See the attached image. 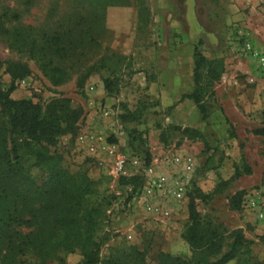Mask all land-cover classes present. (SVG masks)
I'll use <instances>...</instances> for the list:
<instances>
[{
  "label": "rangeland",
  "instance_id": "1",
  "mask_svg": "<svg viewBox=\"0 0 264 264\" xmlns=\"http://www.w3.org/2000/svg\"><path fill=\"white\" fill-rule=\"evenodd\" d=\"M90 20L95 21L94 40L79 48L77 56L61 59L30 53L31 42L42 45L45 33L68 31L76 25L87 32ZM0 21L12 32L0 35L3 88L8 90L13 81L9 64L30 69L26 78L16 80L11 98L33 100L44 110L55 99H69L71 108L80 113L76 133L59 137L47 150L49 156L61 157L62 169L92 182L85 206H101L99 232L108 236L99 264H158L160 252L191 256L182 238L189 197L165 219L147 214L139 203L148 169L171 178L178 167L168 161L176 153L196 160L187 196L200 191L198 210L225 231L224 251L233 242V232L241 231L250 243L244 258L264 264V136L254 134L264 128V70L241 54L236 36L237 30L244 29L253 45L264 50V0H0ZM196 47L208 60L224 63L221 79L204 94L206 121L194 101L183 98L195 88ZM50 60L67 73L58 86L47 72L45 64ZM92 66L98 69L79 88ZM108 78L116 83L113 96L105 89ZM124 114L136 120L123 121ZM134 130L143 132L152 154L146 169L131 145ZM23 141L0 114V163L43 188L50 179V163L36 166V154L24 147L14 151V145ZM39 150L34 144V153ZM119 157L125 161L121 171L116 169ZM237 171L240 177L235 178ZM140 174L143 186L129 200L132 187L122 179ZM3 186L10 191L8 206L19 202L15 193L32 187L10 182ZM17 229L21 234L29 232L26 227ZM82 260L79 249L57 250L45 264ZM17 261L37 260L27 253ZM0 264H4L1 257Z\"/></svg>",
  "mask_w": 264,
  "mask_h": 264
},
{
  "label": "trees",
  "instance_id": "2",
  "mask_svg": "<svg viewBox=\"0 0 264 264\" xmlns=\"http://www.w3.org/2000/svg\"><path fill=\"white\" fill-rule=\"evenodd\" d=\"M14 16V19H17ZM101 21V20H100ZM95 21H88L87 32L79 29L76 25L68 31H56L45 33L42 36V45L37 41L29 45L30 53L44 57H75L77 50L94 40L91 31ZM12 34L0 21V35ZM88 40V43H87ZM43 60V59H42ZM50 75L51 82L58 86L65 82L66 70L61 65L48 61L45 64ZM194 83L195 88L191 94L183 98L194 101L202 119H208V109L203 101L206 91L219 81L224 73V63L220 60H208L198 47L195 49L194 62ZM2 62L0 61V70ZM92 66L88 73L78 83L83 88L85 81L92 72L96 71ZM7 72L12 77V84L8 90L2 86L0 77V114L8 120L10 130L16 133L24 141L16 143L13 150L18 152L24 147L27 152L36 154V166L50 163L48 173L49 181L43 188L37 187L30 182L28 176L14 169L5 170L4 162L0 163V257L4 264H19L18 256L30 253L36 257V262L30 264H45L49 254L62 250L75 252L79 249L83 260L80 264H99L101 262V250L108 240L106 234H100L103 209L100 205L86 207L85 200L92 194V182L85 178L69 173L59 166L60 156H49L47 146H54L59 137L73 133L77 128L76 121L80 113L71 108L69 99L58 98L44 108L39 103L30 99L15 100L11 94L16 90L15 82L24 79L30 74V69L16 63L8 66ZM105 89L110 96H113L116 83L113 79H105ZM123 121H134L136 117L132 114L120 116ZM185 132H194L192 129H185ZM254 134L264 136V128L254 131ZM143 132L134 130L133 141L131 142L134 152L142 160L141 167L146 169L152 162V154L147 147ZM34 144H38L40 150L34 153ZM9 154L5 152L4 159ZM18 159V156H17ZM240 177L237 171L235 178ZM4 182H10L16 187L28 184L23 192L16 194L14 204H6L10 191L6 189ZM125 186H131L132 190L128 199L142 188L144 175L140 174L130 178H123ZM200 191L188 194L189 197V218L182 238L191 252L189 258L173 256L164 252L158 255V264H229L238 259L237 264H251L248 257L249 242L241 231L233 232V242L229 249L224 251L227 239L225 231L221 226L210 220L204 219L198 210L197 199ZM203 198H207L206 195ZM5 203L1 202V200ZM11 206V207H10ZM26 227L29 232L21 234L17 228ZM99 232V233H98Z\"/></svg>",
  "mask_w": 264,
  "mask_h": 264
},
{
  "label": "built area",
  "instance_id": "3",
  "mask_svg": "<svg viewBox=\"0 0 264 264\" xmlns=\"http://www.w3.org/2000/svg\"><path fill=\"white\" fill-rule=\"evenodd\" d=\"M236 32L241 54L252 59L259 69L264 70V50L253 45L244 29ZM124 162V159L117 158V171L123 170ZM195 164L196 160L192 155L176 153L168 161V165L178 167L171 174V178L157 176L153 167L148 169V182L139 196V203L144 211L157 219H165L171 216L174 209L179 210L180 204L187 199V191L196 171Z\"/></svg>",
  "mask_w": 264,
  "mask_h": 264
},
{
  "label": "crops",
  "instance_id": "4",
  "mask_svg": "<svg viewBox=\"0 0 264 264\" xmlns=\"http://www.w3.org/2000/svg\"><path fill=\"white\" fill-rule=\"evenodd\" d=\"M155 170V168H153Z\"/></svg>",
  "mask_w": 264,
  "mask_h": 264
}]
</instances>
